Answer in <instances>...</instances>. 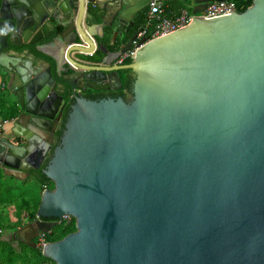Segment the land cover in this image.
Segmentation results:
<instances>
[{
  "label": "water",
  "instance_id": "1",
  "mask_svg": "<svg viewBox=\"0 0 264 264\" xmlns=\"http://www.w3.org/2000/svg\"><path fill=\"white\" fill-rule=\"evenodd\" d=\"M153 1L167 0H0V76L18 109L0 136L5 175L40 169L64 94L73 100L42 170L53 189L13 235L74 219L75 232L41 250L53 264H264V0L194 16L115 64L136 34L109 52L95 31L117 42ZM190 1L196 15L222 0ZM23 45L54 68L23 58ZM97 50L100 62L78 58ZM121 71L134 75L131 95L80 93L121 88Z\"/></svg>",
  "mask_w": 264,
  "mask_h": 264
},
{
  "label": "trees",
  "instance_id": "2",
  "mask_svg": "<svg viewBox=\"0 0 264 264\" xmlns=\"http://www.w3.org/2000/svg\"><path fill=\"white\" fill-rule=\"evenodd\" d=\"M226 1L232 2L235 5L236 13L244 12L252 4V0H226ZM162 7L165 10V12L170 16L177 15L182 10H187L188 12H191V8L188 5V3L182 0H167L166 2L162 3ZM89 9H90V12H92L94 15L98 13V10L96 8L89 7ZM96 19L97 20L95 21L88 22V24L90 25L96 24L99 21L97 16H96ZM146 22H147V15H146V9H145L144 11L136 15V17L133 20V26L131 27L129 32L124 35L122 39H117V42L110 45L109 43L111 40V32L109 30L108 31L106 30L103 37H101L99 39V42L97 43L99 44V46L104 47L109 52H116L121 47H123L127 43V41L134 34H136V32L140 28H142L146 24ZM17 50L18 51L27 50L30 54L34 55L36 58H41L47 61L54 68V62L50 58L39 53L32 46L23 45V46L18 47ZM103 57H104V54H102L100 51L97 50L93 56L87 57L86 59L88 61L97 63V62H100ZM130 62L131 61L128 59L124 62V64H128ZM130 73H131L130 71L119 72L120 76H122V79H121L123 83L122 87L123 89H126L128 93L131 92L133 82H134V77L130 78L131 76ZM119 93L121 94V90L119 91ZM64 95H65V101H68V103L66 104V114L64 118L65 120L67 117V113L69 112V107L73 103V100H70V92H67ZM121 95H123V93ZM86 98L97 99V97L95 96H88V95L86 96ZM0 109L2 111L1 107ZM15 116H16V111H15V108L12 107L11 109H9L7 115L4 116V118H9V120H11L15 118ZM61 131L62 130L57 132V136H56L57 140L61 136ZM43 167H45V165ZM42 170L33 172L31 174L33 176L32 177L33 180H35L36 182V187L34 189L30 190V188H28V190L24 192L25 194L20 197H18L15 193H11L9 197L6 198L5 205L15 206L16 212H17L16 224L15 225L12 224L10 226V229L13 230V232H15L18 228H20L23 225V218H22L23 211L26 214L24 217L25 222H30V221L35 220V215H36L37 208L40 202L41 193L45 189H49V190L53 189L52 182L43 175ZM73 232H75V220L72 218L64 219L60 221L56 226H54L48 233L45 234V240L47 243H53V242L61 240L66 235L73 233ZM22 246L24 249H22ZM0 264H53V262L50 259L43 257L40 249H36V248L33 249L24 244H21V249L20 248L15 249L11 246L10 242L2 239L0 240Z\"/></svg>",
  "mask_w": 264,
  "mask_h": 264
},
{
  "label": "built area",
  "instance_id": "3",
  "mask_svg": "<svg viewBox=\"0 0 264 264\" xmlns=\"http://www.w3.org/2000/svg\"><path fill=\"white\" fill-rule=\"evenodd\" d=\"M229 12H235V5L232 2L222 0L208 3L207 7L196 15H193L187 10H182L177 15L170 16L163 9L161 2L153 1L149 5L146 24L136 32V37L132 41L130 49L122 53L118 60L115 61V64H124L126 60H130L131 54L143 47L145 43L189 25V22L193 20L194 16L214 17L222 16ZM141 40H144L145 42L140 45L139 42ZM5 124L6 121L0 117V136L3 135ZM47 244L45 234L41 233L37 241L38 248L42 250Z\"/></svg>",
  "mask_w": 264,
  "mask_h": 264
},
{
  "label": "flooded vegetation",
  "instance_id": "4",
  "mask_svg": "<svg viewBox=\"0 0 264 264\" xmlns=\"http://www.w3.org/2000/svg\"><path fill=\"white\" fill-rule=\"evenodd\" d=\"M134 77L133 74H131L130 78ZM122 86H123V83L121 82ZM121 86V88L119 89H115V90H107V91H103V90H98V91H95V90H92V89H87L84 91V93H82V91L80 92L85 98L86 96H95L97 97V99H117V98H122V97H125V96H128V95H131V92L128 93L126 91V89H123V87ZM121 90V94L123 93V95H121L119 93V91ZM100 97V98H98ZM90 99V98H88ZM70 100H72V98H70ZM68 103V101H65V106L62 110V114H61V117L60 119L54 124L53 126V130H54V145H52L50 151L48 152V158L43 162L42 166L40 167L39 170H42L46 167L47 165V162L48 160L51 158L52 154H53V150L54 148L58 145V140L56 139V136H57V132H59L60 130L61 131V134L64 130V124H65V114H66V104ZM50 127H51V124H49ZM60 138V137H59ZM56 141V142H55ZM17 142V140H16ZM45 165V167H43ZM37 170V171H39ZM37 171H31L29 173V176H27L25 178V180H28V179H33L32 177V173L33 172H37ZM2 173V172H1ZM12 177V176H11ZM21 178L18 179V180H22V176H20ZM15 178V177H13ZM34 221V220H33ZM33 221H30V222H25V225L21 226L20 228H18L15 232H17L18 230H20L21 228H23L24 226H26V224H30V223H33ZM42 221H46V222H57L56 220H52V219H45V220H42ZM15 232H12L10 234H6V238H4V240L8 241L11 243V246L15 249H19L21 247V244H24V245H27L31 248H36V249H39L38 248V245H37V241H38V237H34V235H36V233L34 232H31V231H20L19 233H16V235H13ZM0 233H2V230H0ZM30 238H32V240H29ZM14 243V244H13ZM15 245V246H14Z\"/></svg>",
  "mask_w": 264,
  "mask_h": 264
},
{
  "label": "rangeland",
  "instance_id": "5",
  "mask_svg": "<svg viewBox=\"0 0 264 264\" xmlns=\"http://www.w3.org/2000/svg\"><path fill=\"white\" fill-rule=\"evenodd\" d=\"M1 112L2 111L0 109V117L3 118L4 113ZM35 187H36V182L33 179L16 180L15 178L4 175V173L0 172V228L2 230V233H0V240L2 239L4 240V238H6L4 237L6 236V234H10L13 232V230L10 229V226L12 224L15 225L17 221L16 208L13 205H8V206L5 205L6 198L9 197L11 193H15L18 197H20L25 194L24 192H26L28 188H30L31 190L34 189ZM25 215L26 214L23 211L22 213L23 225H25V221H24ZM22 249H24L23 246Z\"/></svg>",
  "mask_w": 264,
  "mask_h": 264
},
{
  "label": "crops",
  "instance_id": "6",
  "mask_svg": "<svg viewBox=\"0 0 264 264\" xmlns=\"http://www.w3.org/2000/svg\"><path fill=\"white\" fill-rule=\"evenodd\" d=\"M138 0H128V3L129 4H133L135 2H137ZM186 2L188 3L189 6H191V1L190 0H186ZM163 3V2H161ZM91 7V6H89ZM98 10V9H97ZM149 11V6L146 8V15H147V12ZM99 12V10H98ZM98 14V13H97ZM95 15V17L97 16V18L99 19V21L96 23L98 25L101 24V21H100V18L103 14L101 13L100 15ZM110 31L111 32V37H112V31L110 29H108L107 27H103L102 31L98 30V31H95L96 33L100 34V36H95V39H96V42H99V39L101 37H103V35L105 34V31ZM120 41V40H118ZM41 44V43H40ZM38 43V45H40ZM110 45L113 44L110 40ZM97 46H99V44L97 43ZM19 52H22L20 53L23 58H30L32 60H35L36 57L32 54H30L27 50H21ZM87 57H91V56H83V55H78V58L81 59V60H84V61H88L86 58ZM118 75L120 77V80L122 79V76H120L119 72H118ZM131 75V74H130ZM122 82V81H121ZM113 84L116 86V83L115 81H113ZM11 84L8 83V81L6 80V78H4L3 76H0V107L2 108V112L4 113V116L7 115L9 109H11L12 107L15 108V111H16V115L18 114V109L16 107V101L15 99L10 95V90H11ZM88 91V90H87ZM82 93H84V91H82ZM4 121H6V124L4 125V128H3V133L6 134L10 131V128L12 127L11 126V123H10V120L9 118H2ZM0 172H2L0 170ZM3 173V172H2ZM9 173V172H7ZM10 175L9 176H12V177H15V179H20L22 176V180H24V176L25 175H22V174H15V175H12L11 172L9 173ZM3 175V174H2ZM5 175V174H4ZM8 176V175H7Z\"/></svg>",
  "mask_w": 264,
  "mask_h": 264
},
{
  "label": "clouds",
  "instance_id": "7",
  "mask_svg": "<svg viewBox=\"0 0 264 264\" xmlns=\"http://www.w3.org/2000/svg\"><path fill=\"white\" fill-rule=\"evenodd\" d=\"M97 45V44H96ZM77 92H80V90H76Z\"/></svg>",
  "mask_w": 264,
  "mask_h": 264
}]
</instances>
